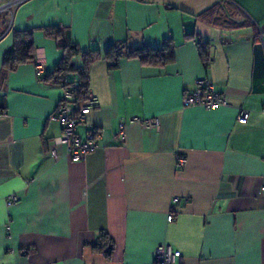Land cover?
Listing matches in <instances>:
<instances>
[{
  "label": "crops",
  "instance_id": "obj_1",
  "mask_svg": "<svg viewBox=\"0 0 264 264\" xmlns=\"http://www.w3.org/2000/svg\"><path fill=\"white\" fill-rule=\"evenodd\" d=\"M45 27L81 50L175 45L162 67L123 56L116 68L89 66L100 105L77 131L101 136L82 161L62 147L48 154L61 90L40 77L62 51ZM15 31L31 32L34 58L0 81V264H155L160 244L179 251L176 264H264V0H23L0 11V75ZM190 33L208 43L207 68ZM198 79L226 105L184 107ZM134 116L159 128L128 123ZM11 193L20 201L7 207Z\"/></svg>",
  "mask_w": 264,
  "mask_h": 264
},
{
  "label": "built area",
  "instance_id": "obj_2",
  "mask_svg": "<svg viewBox=\"0 0 264 264\" xmlns=\"http://www.w3.org/2000/svg\"><path fill=\"white\" fill-rule=\"evenodd\" d=\"M23 0H11L5 5L0 4V11L6 10L22 2ZM36 71L42 73L44 67L41 64H36ZM61 97L56 109L50 114L49 120L56 122L60 127V135L51 140L48 154L53 158H57V147L64 149L65 156L71 161H82L85 157L98 147L100 133L88 130L83 135L79 134L77 127L84 124L87 120V115L100 105L97 96L91 94L88 89L85 92L83 99H79V80L74 78L70 83L61 86ZM184 107H201L204 109H217L226 105L225 96L214 89L213 83L208 79H198L194 82L193 87L184 93L182 98ZM264 112V108H263ZM249 116V112L245 109H240L237 114V121L244 124ZM128 123H138L144 129H158L160 121L157 117L154 118H138L131 117ZM125 123L119 124L117 136L123 139V130ZM185 158L178 156L176 165L182 166ZM259 192L264 194V183L259 186ZM20 201V196L16 193H11L6 196L4 204L9 207L16 205ZM174 197L172 202H176ZM173 219L172 208L166 215V221ZM180 253L175 250L170 244H160L154 248V263L155 264H176Z\"/></svg>",
  "mask_w": 264,
  "mask_h": 264
},
{
  "label": "trees",
  "instance_id": "obj_3",
  "mask_svg": "<svg viewBox=\"0 0 264 264\" xmlns=\"http://www.w3.org/2000/svg\"><path fill=\"white\" fill-rule=\"evenodd\" d=\"M204 14L207 11L203 12ZM60 27H45L43 32L47 37L55 39L62 51L58 64L40 78L52 85L59 87L70 83V75H75L79 80V99H83L88 89V68L95 61L104 58L109 61L110 68L118 67L119 59L123 56L136 59L140 64L151 67H162L174 61V42L171 38L165 39L157 48L147 45L128 48L124 43L119 45H109L104 51L98 49L81 50L77 45L70 43L62 36ZM13 41L11 47L4 53L2 59V72L0 81L4 79L5 72L14 69L17 65L32 61L33 41L30 31H15L12 34ZM186 39H192L198 50V54L205 68L209 65L208 43L202 40L199 35L193 33L185 34ZM79 56L80 65H75L73 59ZM5 107L0 102V114L4 113ZM105 241V240H104ZM107 243V241H106ZM105 246H103L104 248ZM101 248V250L103 249Z\"/></svg>",
  "mask_w": 264,
  "mask_h": 264
},
{
  "label": "water",
  "instance_id": "obj_4",
  "mask_svg": "<svg viewBox=\"0 0 264 264\" xmlns=\"http://www.w3.org/2000/svg\"><path fill=\"white\" fill-rule=\"evenodd\" d=\"M109 250H110V246H108L104 251H105L106 253H109Z\"/></svg>",
  "mask_w": 264,
  "mask_h": 264
},
{
  "label": "rangeland",
  "instance_id": "obj_5",
  "mask_svg": "<svg viewBox=\"0 0 264 264\" xmlns=\"http://www.w3.org/2000/svg\"><path fill=\"white\" fill-rule=\"evenodd\" d=\"M70 77H72V75H70Z\"/></svg>",
  "mask_w": 264,
  "mask_h": 264
}]
</instances>
